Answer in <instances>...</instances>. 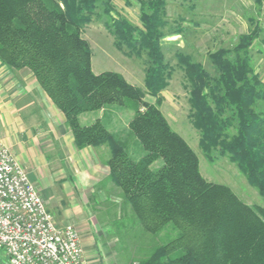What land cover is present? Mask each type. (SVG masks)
I'll list each match as a JSON object with an SVG mask.
<instances>
[{
	"label": "trees",
	"instance_id": "obj_1",
	"mask_svg": "<svg viewBox=\"0 0 264 264\" xmlns=\"http://www.w3.org/2000/svg\"><path fill=\"white\" fill-rule=\"evenodd\" d=\"M136 1L143 28L118 15L114 0H0V63L34 74L65 114L78 149L110 148L109 179L131 211L124 228L134 237L143 233L149 249L133 264H264V204L250 205L229 186L207 180L198 154L161 110L167 0ZM104 16L120 51L146 55L145 89L118 72H94L83 31ZM260 33L256 25L232 48L210 52L213 74L180 60L205 157L213 162L217 153L238 164L264 203V82L251 55ZM122 109L134 115L117 128ZM101 110L82 121L81 115Z\"/></svg>",
	"mask_w": 264,
	"mask_h": 264
},
{
	"label": "rangeland",
	"instance_id": "obj_2",
	"mask_svg": "<svg viewBox=\"0 0 264 264\" xmlns=\"http://www.w3.org/2000/svg\"><path fill=\"white\" fill-rule=\"evenodd\" d=\"M130 1L131 4H126L125 0H114L118 15L143 28L140 5L136 0ZM190 2L168 0L167 3L165 19L168 25L164 30L168 35L162 39V50L168 65V84L159 94L162 98L161 110L173 129L198 154L201 173L207 180L229 186L250 205H263L258 190L249 183L238 164L228 157H217V153H214L216 160L213 162L205 157L200 148V130L192 122L188 72L180 59L184 57L201 63L213 74L209 53L232 48L242 34L259 25L261 33L251 47V55L253 66L264 82V0H197L193 3L195 8H191ZM113 16L116 17L117 14L113 13ZM106 20L105 16L94 17L84 31L83 36L89 41L94 54L93 68L123 73L129 81L145 89L146 55L130 58L120 51L116 47L114 36L106 28ZM180 28L183 30L178 31ZM36 95L35 92L32 97H22L18 103L26 108L24 117H35V120H25V124L29 126L27 129L31 130L35 126L32 136L21 137V129L15 127L14 139L19 143L16 145L10 139L8 141L11 145L7 144L3 132L5 128L0 119V147L9 148L21 165L19 155L27 161L26 165L36 178L33 179L29 170L22 166L37 186L48 208L60 224L74 225L81 234V240L82 232L74 218L77 220L81 216L86 221L92 214L99 217L101 225L98 234L96 233L97 240L101 246H107L106 255L112 254V257L107 258L106 264L140 262L148 256L149 249H143L147 239L141 232H137L138 236L134 237L136 232L133 229L124 228V220L128 221L127 216L131 211L122 198L121 189L109 179L110 170L106 163L110 158V148L107 145L89 146L86 148L94 149L86 151V148L78 149L75 143L72 146L67 138L72 131L65 114L56 106L58 111L51 112L42 100L34 97ZM102 113V110L91 112L81 115V119L87 122ZM44 114L49 117H44ZM133 115L134 111L122 109L115 119L117 128L127 127ZM84 229H87L86 223ZM0 257L6 261L2 250ZM88 262L92 264L89 260Z\"/></svg>",
	"mask_w": 264,
	"mask_h": 264
},
{
	"label": "built area",
	"instance_id": "obj_3",
	"mask_svg": "<svg viewBox=\"0 0 264 264\" xmlns=\"http://www.w3.org/2000/svg\"><path fill=\"white\" fill-rule=\"evenodd\" d=\"M0 264H89L81 234L60 224L26 169L0 147Z\"/></svg>",
	"mask_w": 264,
	"mask_h": 264
},
{
	"label": "crops",
	"instance_id": "obj_4",
	"mask_svg": "<svg viewBox=\"0 0 264 264\" xmlns=\"http://www.w3.org/2000/svg\"><path fill=\"white\" fill-rule=\"evenodd\" d=\"M187 1H191L190 2L191 8H195V4H193L195 1L193 0H187ZM167 3H168V0H167ZM84 31H83V35H84ZM93 70L96 73H101L105 71V70L99 69V67L97 68L94 67ZM120 74H122L126 78V76L123 73H120ZM134 85H137V84H134ZM35 92L37 95L34 97L36 99L38 98L40 101L42 100V103L46 104L45 106L47 109L51 110V112L58 111V109H56L55 105L53 104L51 99L48 97V95L42 90L36 77L30 70L28 69L13 70V69L8 68L4 64L0 63V119L3 121V125L5 128L3 132L5 133L4 139L7 144H9L8 140L10 139L11 140L13 139L12 141H15L16 145H18L19 143L17 140L14 139L15 127H17L18 129H21L22 131V133L20 134L21 137L24 138V137L32 136L31 133L32 131H34L35 126H33L31 130L27 129L29 126L27 127V125L25 124V120H35V117L34 116L31 117L29 115L27 117H24V114L27 113L25 110L26 108L18 103H20V99H23L22 97H25L27 95H29V97H32L31 95ZM43 116L47 117L48 115L44 114ZM67 138L70 144L74 146L73 135L69 133ZM57 139L58 141L60 140L59 135L57 136ZM92 149L94 148L90 147L84 150L92 151ZM18 158H19V161L22 163V165L27 170H29L30 176L33 179H35L36 177L34 175V172H32V170H30V167L26 165L27 161L24 160V158L21 155H19ZM106 161H104V163ZM100 162H102V160ZM65 215L66 217L70 218L69 215L67 214ZM85 217L87 216L85 215ZM74 221L76 222V224H78L82 232L84 250H85V254L88 260L92 262V264H106L107 258L112 257V254L107 253L106 255L105 248H107V246L106 245L101 246L99 244V240H97L98 230L101 225V221L99 217L96 214H92L90 217L86 218V221L81 216L77 220L74 218ZM85 223L87 224V229H84ZM123 264H131V262H128V263L124 262Z\"/></svg>",
	"mask_w": 264,
	"mask_h": 264
}]
</instances>
